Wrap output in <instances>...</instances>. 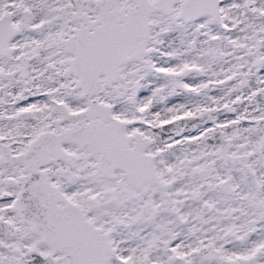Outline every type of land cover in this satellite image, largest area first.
Returning <instances> with one entry per match:
<instances>
[{
    "label": "flooded vegetation",
    "instance_id": "af4514ba",
    "mask_svg": "<svg viewBox=\"0 0 264 264\" xmlns=\"http://www.w3.org/2000/svg\"><path fill=\"white\" fill-rule=\"evenodd\" d=\"M70 10L79 8L55 1L46 9L50 22L44 30L36 23L33 31L18 27L12 58L0 56V167L12 170L8 184L24 174L25 166L14 161L32 147L36 168L52 179L62 170L79 175L90 167L87 153L64 142L84 128L85 116L71 115L83 113L87 101L70 86L68 75H61L62 55H48L62 41L58 15L65 12L72 19ZM248 10L256 20V10ZM4 14L0 10V18ZM191 24L177 20L175 27ZM196 29L197 34L202 28ZM205 38L220 41L210 34ZM191 40L183 33L169 46L179 49L184 62L164 59L158 102L150 89L142 94L133 85L132 99L143 95L144 101L112 108L126 124L121 141L126 138L127 149L121 155L125 166H116L113 179L98 190L105 210L98 226L115 249L111 264L124 237L131 264L138 262L136 254L141 264H264V40L234 49L231 68L228 62L219 66L216 78L213 64L200 58ZM58 147L74 155L72 163L45 166L40 157L54 155Z\"/></svg>",
    "mask_w": 264,
    "mask_h": 264
},
{
    "label": "water",
    "instance_id": "95a60500",
    "mask_svg": "<svg viewBox=\"0 0 264 264\" xmlns=\"http://www.w3.org/2000/svg\"><path fill=\"white\" fill-rule=\"evenodd\" d=\"M136 8L117 10L118 0H109L92 3L90 12L97 13L96 22L89 24L86 29L77 32L66 42L65 50L74 53L71 61V72L78 76V86L82 87L84 94L93 96L98 89L103 90L100 78L105 77V84L115 82L119 68L139 57H144L146 43L149 40V30L146 23L148 17L154 12L169 14L177 0H157L149 4L148 0H132ZM216 0H187L182 5L181 17L185 20H195L201 15L211 14ZM48 191L50 194H48ZM32 201L17 200L15 209L18 215L28 222L33 231L39 234L45 243L59 242L66 239L68 253L75 254V260L69 264H79L84 247L91 250L92 240L96 239V253L98 262L94 264H108V242L97 234L85 221L77 209L73 210H47L45 201L48 196L53 202L61 200L56 188L49 186L29 190ZM30 205V207H29ZM68 205V204H67ZM66 205V206H67ZM67 206V208H70ZM59 230L58 235L50 236L49 228ZM87 250V251H88ZM112 254V252L110 253ZM91 264V263H86Z\"/></svg>",
    "mask_w": 264,
    "mask_h": 264
},
{
    "label": "rangeland",
    "instance_id": "374dc122",
    "mask_svg": "<svg viewBox=\"0 0 264 264\" xmlns=\"http://www.w3.org/2000/svg\"><path fill=\"white\" fill-rule=\"evenodd\" d=\"M54 0H0V10L6 12L10 17L15 19L16 25H21V20L18 16L22 15L23 9H28L32 12L34 17V23L38 25L40 31L44 30L46 23H49V14L46 12V9L53 6ZM59 1V0H58ZM66 2V0H63ZM74 5L78 8L81 6L80 0H70ZM153 1V0H151ZM242 3H237L235 0H223L224 9H223V21L222 25L214 26V28L208 27L206 29V22H199L197 25L193 26L194 28L200 26L203 28L200 34L192 35L190 32H195L194 30H190L191 28H185L183 31L179 29L176 30L175 22H176V13H174L171 17H163V16H155L151 21H153L152 25V36L153 40L151 43L152 55L144 64H130L123 68L121 78L117 82V84L104 96L101 97L103 101L109 102L112 105H116L117 103L124 100L132 101L130 99V89L134 84L141 86L140 91H147L150 89L152 92L153 101L158 102L156 96L157 92L160 90L161 86H164V74H162V63L164 61V57L168 58H176L178 62H184L179 59L181 58V52L179 49H168L170 45H177V42H180L181 34L185 33L189 38H191L197 51L200 55V58H207L214 66L215 78L218 75L219 66L224 63H229L231 68V59L228 57L229 50L231 48H240L243 47L254 40L263 39L264 40V0H241ZM256 7V20L250 15L248 12L249 6ZM122 4L126 5L127 2H122ZM52 16V14H51ZM54 21V19H52ZM258 21L260 25L256 27L251 24H245V22H253ZM211 31V33H209ZM210 34L214 37L219 36L220 41L217 43H210L205 36ZM30 37L33 39H40V36L37 34H33ZM246 40V41H245ZM19 40L17 41V43ZM167 42V43H166ZM176 42V43H175ZM163 45H167V49L163 47ZM49 46V45H47ZM168 52L166 54L164 51ZM54 51V50H53ZM52 52H48V55L52 54ZM166 54V55H165ZM197 54V53H196ZM236 58V56H235ZM172 60V59H171ZM217 71V73H216ZM72 82V81H71ZM70 82V85L72 83ZM144 101L143 98L140 99L142 103ZM12 170L3 169L0 167V177L3 175H11ZM105 182H101L99 184L98 180L90 179L89 176H86L85 181L80 185H75L72 188H64L63 190L65 194L72 201L76 202L80 205L83 210H86L88 207L85 193L90 192L93 197L98 199V190L103 189L105 186ZM81 186V187H80ZM10 192L15 193V191L11 188L7 187V184L4 181H0V197L2 192ZM80 196L81 199L78 198ZM1 203V201H0ZM7 203L0 204V208H2L3 213L8 217L7 219L12 221L15 225L19 227V235L13 239L6 240L4 245L6 247H0V264H16V258L14 255V249L16 247H36L37 250L43 249V253L46 252L44 248H42L34 239V237L29 233L28 229L25 227H20L16 218L12 215L11 211L8 209ZM125 206V205H124ZM105 210L102 208L100 212H104ZM110 214V210L108 211ZM101 213L97 212L96 214L89 215V218L92 221L98 223V217L101 216ZM121 241V242H120ZM119 243H123L122 248L116 250L118 251V259L115 264H122L120 259L128 260V239L126 237L120 238ZM127 241V242H126ZM135 252V251H134ZM136 254V252H135ZM120 258V259H119ZM137 261L135 264H141L138 255L136 254ZM131 264V262L129 261ZM114 264V262L112 263Z\"/></svg>",
    "mask_w": 264,
    "mask_h": 264
}]
</instances>
